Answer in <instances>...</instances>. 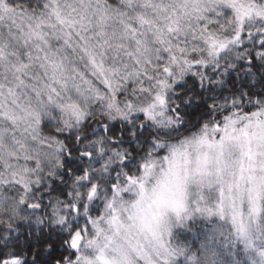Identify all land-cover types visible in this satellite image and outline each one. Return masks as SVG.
Returning a JSON list of instances; mask_svg holds the SVG:
<instances>
[{
	"label": "snow or ice",
	"instance_id": "6c2138e0",
	"mask_svg": "<svg viewBox=\"0 0 264 264\" xmlns=\"http://www.w3.org/2000/svg\"><path fill=\"white\" fill-rule=\"evenodd\" d=\"M239 53L264 61V0H0V245L56 169L79 191L54 222L102 206L69 232L68 264H169L166 214L189 197L246 236L264 211V96L207 103L185 79L215 91Z\"/></svg>",
	"mask_w": 264,
	"mask_h": 264
},
{
	"label": "trees",
	"instance_id": "16d2710c",
	"mask_svg": "<svg viewBox=\"0 0 264 264\" xmlns=\"http://www.w3.org/2000/svg\"><path fill=\"white\" fill-rule=\"evenodd\" d=\"M244 54H236V69L225 76L222 85H217L215 91L201 92L198 85L192 88L193 81L185 77L187 91L199 93L207 103L218 100L221 104L224 98L231 101L233 94L241 92L256 98L264 96V61H254L251 70H247L241 59ZM78 179V175L68 177L63 170L56 169L52 176H46L38 184L35 195L41 201V207L38 212L28 213L25 219L17 220L12 242L7 247L0 245V256L8 257L4 264L8 261L13 264L14 254L22 257L24 264L68 262L70 249L66 241L69 232L83 225L87 216H94L102 210L99 201L91 200L87 202L86 211L82 206L81 214L69 216L66 222H54L55 210L61 204L66 207L72 192L79 191L73 183ZM47 200L48 208L45 207ZM3 230L4 227L0 225V233ZM262 233L264 236V226ZM171 238L174 249L179 253L173 264H252L231 227L216 217L189 221L184 228L175 230Z\"/></svg>",
	"mask_w": 264,
	"mask_h": 264
},
{
	"label": "rangeland",
	"instance_id": "374dc122",
	"mask_svg": "<svg viewBox=\"0 0 264 264\" xmlns=\"http://www.w3.org/2000/svg\"><path fill=\"white\" fill-rule=\"evenodd\" d=\"M40 197V196H39ZM134 198V194H124V199H132ZM191 197L186 201V210L181 214L180 217H176L174 213H167V219L165 222V227L167 229L166 240L170 245L171 249L175 250L172 244L171 234L180 228H184L189 221L193 220H201V219H211L216 217L217 219H221L226 222L230 227L232 232L234 233L236 239L241 244L242 248L246 251L247 255L250 258L252 264H264V236L262 233V229L264 226V211H261L257 214L253 223L251 224L247 235L241 236L238 235L235 228L231 224L230 219L221 218L218 214L213 212L211 215L207 214L204 211H196V205L191 202ZM208 206H211L210 204ZM179 253L171 257L169 264H173L175 260L178 258ZM7 264H12L10 261ZM68 264V262L66 263ZM72 264H75V260L72 261Z\"/></svg>",
	"mask_w": 264,
	"mask_h": 264
},
{
	"label": "flooded vegetation",
	"instance_id": "af4514ba",
	"mask_svg": "<svg viewBox=\"0 0 264 264\" xmlns=\"http://www.w3.org/2000/svg\"><path fill=\"white\" fill-rule=\"evenodd\" d=\"M45 207L48 208V200H47V204H46ZM46 224H47V226H48V222H47V221H46Z\"/></svg>",
	"mask_w": 264,
	"mask_h": 264
}]
</instances>
